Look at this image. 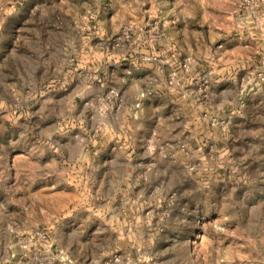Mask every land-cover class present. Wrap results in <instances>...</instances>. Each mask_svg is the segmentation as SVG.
Returning <instances> with one entry per match:
<instances>
[{"label": "rangeland", "instance_id": "rangeland-1", "mask_svg": "<svg viewBox=\"0 0 264 264\" xmlns=\"http://www.w3.org/2000/svg\"><path fill=\"white\" fill-rule=\"evenodd\" d=\"M0 264H264V0H0Z\"/></svg>", "mask_w": 264, "mask_h": 264}, {"label": "built area", "instance_id": "built-area-1", "mask_svg": "<svg viewBox=\"0 0 264 264\" xmlns=\"http://www.w3.org/2000/svg\"><path fill=\"white\" fill-rule=\"evenodd\" d=\"M110 94H113V92L111 91Z\"/></svg>", "mask_w": 264, "mask_h": 264}]
</instances>
